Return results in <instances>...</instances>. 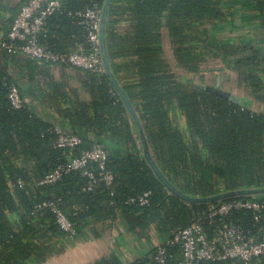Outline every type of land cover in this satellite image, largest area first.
Masks as SVG:
<instances>
[{"label": "trees", "instance_id": "obj_1", "mask_svg": "<svg viewBox=\"0 0 264 264\" xmlns=\"http://www.w3.org/2000/svg\"><path fill=\"white\" fill-rule=\"evenodd\" d=\"M104 2L62 0V9L49 17L40 41L63 56L75 49L76 42L86 44L87 30L70 12L93 5L102 9ZM255 2L256 11L264 17V0ZM234 3L112 0L109 7L106 42L114 74L134 106L154 159L164 174L190 195L264 187V112L189 83L196 79L205 84L202 72L206 63L218 57L226 59L236 51L212 36L213 27L227 19ZM0 23L6 31L0 33L2 39L11 20L0 19ZM19 54L0 46V264H29L32 260L42 264L64 252L69 243L80 242L68 240L50 206L36 208L43 201L58 203L80 237L87 230L101 237L111 231V222H121L140 235L154 229L166 236L197 217H205L212 206L221 203H188L171 194L147 163L134 119L111 79L104 72L85 69L80 72L94 97L76 102L75 107H66L60 97L58 112L73 124V132L86 138L82 150L92 145L89 134L102 143V138L111 140L106 146V170L114 175L113 187L98 181L88 189L90 177L81 170L65 173L53 184H38L68 160V151L56 146L54 122L39 115L26 98L22 108L10 104L9 85L21 84L12 75L9 61ZM252 54L238 62L244 64L258 53ZM60 63L75 67L65 57ZM245 76L254 81L252 85L258 84L251 73ZM90 168L95 175L101 172L96 164ZM19 179L24 186L18 184ZM145 191H151L147 204L129 201ZM254 198H264V194L223 201ZM224 222L256 235L264 228V216L256 220L251 210L233 209L225 221L206 219L208 235L212 237ZM155 246L127 264H157ZM181 258L180 245L170 246L169 264ZM94 264L122 262L102 253ZM252 264H264V256Z\"/></svg>", "mask_w": 264, "mask_h": 264}, {"label": "built area", "instance_id": "obj_2", "mask_svg": "<svg viewBox=\"0 0 264 264\" xmlns=\"http://www.w3.org/2000/svg\"><path fill=\"white\" fill-rule=\"evenodd\" d=\"M63 7L62 0H27L10 23L9 29L2 39L0 46L11 54L20 53L43 63H60L65 57L67 63L80 69L95 73H103L104 67L99 42V29L101 9L98 5L86 7L70 14L79 20L87 30L86 45L78 46L63 56L59 51L42 43L39 35L46 31L49 17ZM8 98L13 108L19 109L25 105L23 93L16 83L8 88ZM57 134L56 146L63 148L68 160L60 163L51 172L40 179L38 184H53L59 181L65 173L81 170L89 175L88 189H93L95 183L104 181L113 187L114 175L106 170L108 149L94 134H90L92 145L88 149H81L85 137L73 132L59 123L53 126ZM80 150L79 153H75ZM96 164L101 170L95 175L90 166ZM20 186L25 183L18 180ZM151 191L131 197L130 202L147 204ZM50 206L56 213L57 222L66 232L70 241L79 240L80 236L67 214L54 201H43L36 208ZM233 209H248L254 213L255 219L264 216V198L232 199L212 206L205 217L200 216L193 223L173 231L170 235L155 246L154 260L157 264H169L170 246L180 245L182 258L176 264H198L215 261L231 260L233 264H252L264 256V228L261 235L246 230L238 224L223 223V225L210 237L205 228L206 219H219L225 221Z\"/></svg>", "mask_w": 264, "mask_h": 264}, {"label": "crops", "instance_id": "obj_3", "mask_svg": "<svg viewBox=\"0 0 264 264\" xmlns=\"http://www.w3.org/2000/svg\"><path fill=\"white\" fill-rule=\"evenodd\" d=\"M26 1L0 0V19L12 21ZM235 3L231 4L227 19L213 27L212 36L236 51L226 59L218 57L206 63L202 79L205 84L236 94L247 107L264 112V17L256 11L255 0H235ZM5 32L0 23L1 35ZM80 45L86 44L76 42L75 49ZM255 51L258 53L255 58L245 60L244 64L238 62ZM31 60L19 54L9 61L12 75L19 80L24 98L39 115L52 120L54 124L59 123L71 131L75 130L73 124L59 114L58 98L64 99L66 107H75L76 102L90 101L94 97L86 87V77L80 72L83 69L64 63L45 65ZM247 73H251L252 80L258 84L252 85L254 81L251 83L247 79ZM102 141L107 147L112 144L110 139L102 138ZM108 227L111 231L101 237L87 230L77 245L69 243L64 252L42 264H94L102 253L116 256L122 264H127L139 256H145L153 246L165 239V235L157 230L140 235L139 231L130 230L121 222H111ZM29 264L41 263L32 260Z\"/></svg>", "mask_w": 264, "mask_h": 264}, {"label": "water", "instance_id": "obj_4", "mask_svg": "<svg viewBox=\"0 0 264 264\" xmlns=\"http://www.w3.org/2000/svg\"><path fill=\"white\" fill-rule=\"evenodd\" d=\"M112 0H105L104 5L101 9V17H100V29H99V42H100V49L102 55V62L104 67V73L111 79L112 85L118 92V94L123 99L124 103L127 106L129 113L132 115L134 122L136 124L138 133H139V140L143 145V154L144 157L157 176V178L163 183V185L167 188V190L171 193L179 197L181 200H184L188 203L194 204H204V203H214V202H222L224 199L234 198V197H254L260 194H264V187H239L229 190H222L214 194L210 195H190L181 189H179L162 171L154 156L151 153L149 148L146 134L142 128V124L140 119L134 109V106L126 94L125 90L123 89L122 85L119 83L117 77L114 74L112 69L110 57L108 54L107 42H106V27H107V20H108V13L109 7ZM189 83L192 85L204 89L208 92L215 93L217 95L223 96L225 98L231 99L236 102H241V98L238 97L236 94L227 91L225 89L209 85V84H202L200 81L196 79H189Z\"/></svg>", "mask_w": 264, "mask_h": 264}]
</instances>
